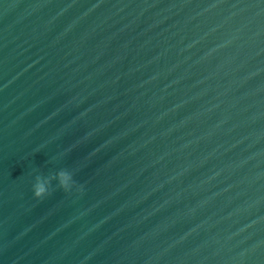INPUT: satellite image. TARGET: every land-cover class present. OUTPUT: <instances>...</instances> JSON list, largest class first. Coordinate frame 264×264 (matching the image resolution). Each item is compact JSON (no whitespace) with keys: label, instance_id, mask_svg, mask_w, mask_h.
I'll list each match as a JSON object with an SVG mask.
<instances>
[{"label":"water","instance_id":"1","mask_svg":"<svg viewBox=\"0 0 264 264\" xmlns=\"http://www.w3.org/2000/svg\"><path fill=\"white\" fill-rule=\"evenodd\" d=\"M0 264H264V0H0Z\"/></svg>","mask_w":264,"mask_h":264},{"label":"clouds","instance_id":"2","mask_svg":"<svg viewBox=\"0 0 264 264\" xmlns=\"http://www.w3.org/2000/svg\"><path fill=\"white\" fill-rule=\"evenodd\" d=\"M56 178L59 182L60 189L65 193L71 192V190L75 186L74 174L69 171L61 170L56 174ZM49 195L50 193H48L47 187L43 182L38 181L33 186V196L35 199L43 200Z\"/></svg>","mask_w":264,"mask_h":264}]
</instances>
